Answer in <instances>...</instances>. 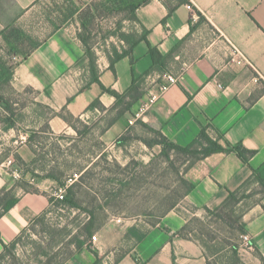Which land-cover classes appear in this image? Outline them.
<instances>
[{"label":"crops","instance_id":"1","mask_svg":"<svg viewBox=\"0 0 264 264\" xmlns=\"http://www.w3.org/2000/svg\"><path fill=\"white\" fill-rule=\"evenodd\" d=\"M187 3L169 11L162 0H150L136 10L135 29L139 33L145 30L149 45L162 55L161 70L148 71L152 59L148 45L142 41L113 68L109 61L98 65V76L103 86L119 94L138 87L135 100L125 98L130 99L134 114L150 86L147 74L170 71L176 74L177 82L137 123L147 124L183 146L198 135L200 127H206L211 137L216 128L227 141L240 142L254 151L250 166L235 153L218 152L189 167L185 176L194 187L185 199L204 211L205 207L213 210L220 206L228 191L250 177V167L264 163V0ZM51 27L42 38V0H0V47L15 60L8 67L6 62L0 64V68H14L7 84L17 91L32 90L40 102L55 111L66 105L74 116L90 112L86 108L95 98L105 107L114 105L113 96L101 93L98 84L88 83V70L85 82L77 78L80 64L86 62L80 40L63 27L55 28L53 23ZM236 50L245 58L240 64L234 62ZM116 123L108 128L104 139L115 134ZM48 125L57 133L67 127L58 116H51ZM53 182L35 179L32 184L38 192H31L0 174V189L13 188L18 197V202L0 217L5 244L14 241L48 208L47 193ZM241 216L252 249L264 259V194ZM186 222L187 217L176 208L146 229L135 221L128 224L110 219L95 232L94 242L87 240L63 264H93V250L98 254V264H204L200 245L176 234ZM2 249L0 243V254Z\"/></svg>","mask_w":264,"mask_h":264},{"label":"rangeland","instance_id":"2","mask_svg":"<svg viewBox=\"0 0 264 264\" xmlns=\"http://www.w3.org/2000/svg\"><path fill=\"white\" fill-rule=\"evenodd\" d=\"M98 2L42 0V38L51 30L52 22L76 38L88 36L96 62L102 65L113 46L122 48L118 37L109 33L131 32L136 24L123 12L102 17L97 14L91 30L86 31L77 14L69 15L73 6L83 10L86 4L93 8ZM3 62L8 67L15 60L0 47V64ZM87 70V61L82 62L77 78L85 82ZM129 101L89 110L80 121H73L75 128L67 124L65 131L57 133L46 128L52 109L40 102L35 92L28 88L17 91L6 82L0 84V174L16 182H31L32 173L45 176L53 171L60 182L77 174L72 184L73 199L80 206L54 202L2 251L0 264H61L75 250L77 240L87 238L83 228L91 214L95 225L115 218L128 224L135 221L146 229L155 225L183 192L180 180L186 179L187 157L171 152L167 158L160 154V146L147 147L141 138L149 139L152 134L137 123L139 120L129 122L134 116ZM4 102L9 104L10 112L2 107ZM8 118L14 122L13 127H9ZM115 122V134L104 139ZM30 131L37 133L31 142L27 140ZM121 136L125 139L118 142ZM57 186L54 181L47 194L51 195ZM259 191V185L244 187L240 197H245L214 214L197 210L185 197L179 198L176 209L187 217L189 236L202 248L204 264H264L254 249L242 245L236 221L247 207L259 202Z\"/></svg>","mask_w":264,"mask_h":264},{"label":"trees","instance_id":"3","mask_svg":"<svg viewBox=\"0 0 264 264\" xmlns=\"http://www.w3.org/2000/svg\"><path fill=\"white\" fill-rule=\"evenodd\" d=\"M149 1L150 0H100V2L94 4L93 8L88 4L84 6L85 8H83V10H81V8H76L75 6H73V9L70 10L69 15L73 16L77 14L78 15L77 18L80 24L82 25L83 29L88 31V30H91V24L93 23V21L96 19V16L98 15L102 17L104 14L112 15V14H119L123 12L125 13L126 19L132 22H136L137 21V17H136L137 8H139L141 5L148 3ZM162 1L166 5V7L169 9V11H172L173 8L176 7L177 5L188 2V0H166V1L162 0ZM53 26L55 28L61 27L59 25L55 26L54 24ZM109 34L116 35L118 39L120 40V42L122 43V48L120 50L113 46L112 53L107 55L110 68H113L114 64L118 60L126 56H129L133 48L136 47L140 42L144 41L148 45V53L152 59V67L148 71H152L154 69L161 70V67H159L160 65L159 63L161 62L162 55L158 52L156 48H152L149 45V42L146 37L147 32L145 30H142L141 33L137 32L136 30H133L131 32H121V33L113 32ZM78 39L80 40L84 48L83 60L87 61V69L89 72L88 83L98 84L100 87L101 93H107L113 96L116 99L115 105L122 103L124 99L126 98V96H129L132 100H135L136 98L135 95L136 93H138L137 86H132L130 91H128L126 94H119L117 91L109 87L103 86L98 76V64L96 62L95 53L91 50V47L88 45V36L80 35ZM13 70L14 68L12 67L0 68V84L2 82L7 83L9 81V79L11 78L13 74ZM262 91H264V89ZM69 101H71V98L68 99V103ZM2 107L8 112L11 111L10 106L7 102H4L2 104ZM93 109H100V110L105 109L104 105L101 103L99 98H95L86 108V111L93 110ZM53 116L60 117L69 126L73 128H75V126L73 125V121H80V116H74L70 114L68 110L66 109V105L63 106L59 111H55L54 109H52V117ZM8 121H9V127H13L15 125L14 122H11V119L8 118ZM141 125L145 129H147L149 133L152 134V137H150L149 139L141 138V141L147 147L152 148L155 145L160 146V154L165 155L167 158L169 157L171 152L183 154L187 157L189 164L186 167L185 172L196 161L204 159L205 157L213 153H218V152L235 153L240 158V160L248 166H250L249 159L254 154V151L246 149L240 142L233 144L227 141L224 138L223 134L216 128H214L215 136L211 137L209 133L207 132L206 127H203V126L200 127L198 135L189 144L183 146V145L174 143L173 141L165 137L159 130L154 129L147 124L141 123ZM46 128L50 129V126L48 125V123H46ZM36 134L37 133H35L34 131L28 132L27 140L31 142L36 137ZM124 139L125 138L121 136L120 138L117 139V141L121 142ZM16 158L20 160L19 156H16ZM250 168L252 171L250 177L247 180H245L237 189L228 191V195L226 199L222 202L220 206H218L216 209H213V210L205 207L203 208L204 211L208 214H214L217 212H222V210L227 209L231 207L232 205H235L236 203L240 201L241 197H245V196L240 197L242 193L241 191L244 189V187H247L250 184L259 185L260 186L259 193L264 194V163L257 168H253V167H250ZM32 178H34V180L36 178L37 179H51L57 183L58 185L57 187L65 185V182H60L59 177L53 171L47 173L45 176H35L34 173H32ZM180 182L183 188V192L179 194L178 197L175 199V201H173L167 207V209L163 212L162 216H164L168 211L176 208V205L178 204L180 199L186 197V195L194 187V185L191 182L187 181L185 178H181ZM16 186L23 188L25 191L38 192V189L31 182H18L17 181ZM73 188L74 186H72L71 184L67 188L66 194L63 199L59 200V199H55L54 197L49 196L48 200H49L50 205L48 206L47 209L44 210L42 214H45L46 212H48L50 210V207L56 201L58 202L63 201L72 207L80 208L77 202H75V200L73 199ZM17 202H18V197L16 196L13 188L4 187L0 189V217L3 216L5 213H7ZM40 216L36 217L31 223H33ZM236 221L238 223V227H239L241 234H244L245 227H244V223L242 222V216L238 217ZM94 222H95V218L93 214H91L88 222L85 224L83 228L86 232L87 238L86 239L82 238V240H77L75 250H79L84 244H86L87 240L91 242V237L104 224V223H100L99 225H95ZM189 232L190 231L188 228V221H187L184 224V226L176 232V234L184 239L193 240L189 236ZM136 237L137 239H140L141 236L137 234ZM14 241H12L9 244H5L2 241L1 234H0V243L2 244V248H3L2 251L10 247L14 243ZM193 241L196 242L195 240ZM93 253L96 256V261L93 264H98V258H97L98 254L95 250H93ZM71 254L66 259H68L71 256ZM257 255L259 259L264 262V259L261 256V254L257 253Z\"/></svg>","mask_w":264,"mask_h":264},{"label":"built area","instance_id":"4","mask_svg":"<svg viewBox=\"0 0 264 264\" xmlns=\"http://www.w3.org/2000/svg\"><path fill=\"white\" fill-rule=\"evenodd\" d=\"M186 7L189 10L193 9L192 5L188 3L186 4ZM236 55L237 58L234 59V62L236 64H240L242 60H245L244 56L238 50H236ZM145 78L149 80L150 86L146 89L143 98L138 104L133 119L129 120L130 123H133L141 116L146 114L154 106V104L168 91V89L177 82L176 74L167 70L148 73ZM77 177V174H74L72 178L69 177L66 180L65 185L57 187V189L54 190V192L51 193L50 196L59 200L63 199L66 194L67 188L77 180ZM33 182L34 178L31 179V183ZM240 238L241 243L244 247H246L247 249H252L251 238L247 233L241 234ZM96 239V234H94L91 237V242H94Z\"/></svg>","mask_w":264,"mask_h":264}]
</instances>
